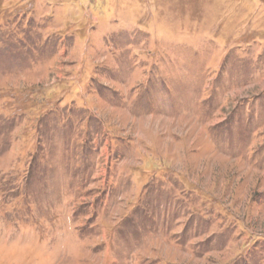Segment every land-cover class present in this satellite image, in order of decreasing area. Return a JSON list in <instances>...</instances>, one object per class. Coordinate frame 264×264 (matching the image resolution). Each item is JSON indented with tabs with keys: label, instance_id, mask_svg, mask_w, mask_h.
I'll list each match as a JSON object with an SVG mask.
<instances>
[{
	"label": "rangeland",
	"instance_id": "rangeland-1",
	"mask_svg": "<svg viewBox=\"0 0 264 264\" xmlns=\"http://www.w3.org/2000/svg\"><path fill=\"white\" fill-rule=\"evenodd\" d=\"M0 264H264V0H0Z\"/></svg>",
	"mask_w": 264,
	"mask_h": 264
}]
</instances>
